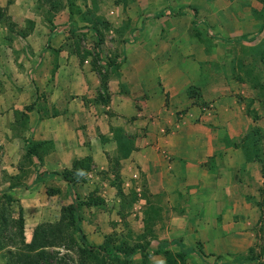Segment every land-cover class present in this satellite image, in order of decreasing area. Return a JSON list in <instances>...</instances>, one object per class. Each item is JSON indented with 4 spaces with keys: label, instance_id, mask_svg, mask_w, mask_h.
Listing matches in <instances>:
<instances>
[{
    "label": "crops",
    "instance_id": "0c3cea01",
    "mask_svg": "<svg viewBox=\"0 0 264 264\" xmlns=\"http://www.w3.org/2000/svg\"><path fill=\"white\" fill-rule=\"evenodd\" d=\"M41 1L49 3L47 0H0V7L9 19L25 16L27 22H32L46 10L39 6ZM123 2L118 10L126 25H131L120 33L126 34V39L133 32L137 34L135 42L121 43L126 60L119 61L117 70H109L107 104L96 102L103 91L101 78L92 65L93 56L82 60L53 34L49 45L51 28L40 43L32 39L39 33L34 28L28 30L26 37L18 34L20 29L13 35L9 23L0 19V141L23 147L17 164L21 169L24 163L22 167L27 171L38 162L37 156L26 155V146L30 143L44 142L49 149L41 164L43 172H62L71 169L77 159H92V170L75 189L82 196L97 190L106 204L85 210L83 230L90 221H96V216L99 219L100 212L108 214L107 225L122 226L117 175L111 169L119 156L122 190L126 193L134 190L139 196L128 208L131 226L137 224L144 230L143 211L148 203L162 211L155 226L159 240L188 237L185 242L191 245L197 239L204 251L213 256L245 251L256 241L258 229L249 226H255L258 219L251 225L237 221L233 229H228L231 226L228 222H232L228 218L220 220L188 212L182 216L181 211H223L235 208L238 202L242 204L243 189L251 187L253 176L261 175L264 180L263 163L256 157L251 158L246 146L253 127H260L264 132V126L249 117L247 122L239 116L236 119L231 115L234 110L230 106L234 105L225 107L226 113L221 115L204 105L214 96L225 95L221 97L230 99L232 95H226V85L219 91L209 88L213 81H220L219 74H225L220 71L215 74L212 67L215 60L210 57V51L205 52L202 41L194 38L179 47L200 50L198 56L193 52L189 57L177 56L166 61L158 57L159 52L173 47L172 41L163 40V32L178 37L195 34L193 27H188L192 33L187 32L188 28L181 33L177 25L168 29L163 25L171 19L168 16L147 26L143 24L144 19L156 18L154 11L148 12L147 0ZM69 7L67 4L47 13L64 9V14L71 19ZM75 23L73 18L71 24ZM171 38L175 41V36ZM241 39L242 36L228 40ZM210 44L208 41L207 46ZM83 48L92 49L85 43ZM115 49H120L117 41ZM217 62L220 60L216 59ZM191 86L200 87L201 98L189 95ZM222 103L215 102L218 106ZM117 128L125 138H114ZM244 130L248 131L242 137ZM121 144L129 151L125 157L120 156ZM138 216L140 219L134 220ZM85 233L90 239L89 232Z\"/></svg>",
    "mask_w": 264,
    "mask_h": 264
},
{
    "label": "rangeland",
    "instance_id": "374dc122",
    "mask_svg": "<svg viewBox=\"0 0 264 264\" xmlns=\"http://www.w3.org/2000/svg\"><path fill=\"white\" fill-rule=\"evenodd\" d=\"M93 1L94 0H55L58 6L61 5V7L64 8L67 4L70 6L69 11L72 12V16L76 20L75 24H71L72 19L69 18L67 13L64 14L63 8L61 12L55 14L47 13L50 9L54 10L53 6L50 3H42L41 1L39 6L46 10H44L42 16L34 17L32 22H27L26 20L28 18L25 16H13L9 19V21H13L16 24L14 26L13 35L16 33V29H24V31L28 32L32 27L39 32L32 39L36 42L39 41L43 43L47 38V29L51 28V35L47 38L49 45L51 44V37L53 34L54 38L60 37L68 49L72 50L69 46H72L74 41L71 39L70 31L71 26L74 25L79 29L78 33L84 35L85 38L83 42L87 46L93 47L95 37H93L91 30L87 28L89 22L85 18V15L89 17V11L95 8ZM95 1H97L98 6V10L95 13L103 15L109 22V29H105L104 31L106 40L104 44L101 45L104 59V54L107 56V60L116 53L118 55V62L126 60V51L121 48V43L124 42V44H127V42H135L134 40H136L137 33L133 32L130 35V39L125 38L126 34L123 35L120 33L122 29H124V31L127 29H125V26L128 27L131 25L130 23L126 25L127 22L124 21L121 11L118 10V7L121 8L125 3L123 0ZM3 4H6V1H3ZM147 4H149L148 12L152 13V11H154L156 18L144 19L143 24H147V26L154 25V21H158V18L163 19V17L168 16L171 19L163 23L168 29L172 25H177L180 27L176 29L180 30L181 33H184L182 30L188 27H193L192 29L195 31V34H181L178 37L176 34L170 35L163 32V40L172 41L171 45L173 47L177 46L178 49L172 47L171 49L167 48L165 52H159L158 57L161 60L166 61L167 59L176 58L177 56L180 58L189 57L193 52L198 56V51L200 50L190 51L179 48L182 46L181 43H187L196 39L197 41L200 40L203 42L206 53H209V51L211 52L210 57L212 60H215L212 65L215 74L219 71L225 74H219L220 81H213L210 83L211 87L209 88L212 91H219L225 89L227 86L228 92L226 95L231 94L232 97L229 99L221 97L225 95L214 96L206 101L207 104L204 102V105L212 111L215 110L216 112H214L219 115L226 113L224 111L225 107L234 105L230 106L234 110L231 112V115H234L236 119L239 116L243 118L244 122H247L249 118L253 121L255 118L252 119L250 116L256 114L258 115L256 121L262 123L264 126V4L259 0H147ZM45 22H48L49 26ZM139 29L140 26L137 25V31ZM192 29L189 30L188 28L187 32L192 33ZM141 30L142 32L144 31L143 28ZM171 36H175V41L172 40L173 37L171 38ZM241 36L242 39L240 41L228 40L232 37L239 38ZM19 39L21 40L20 37ZM116 41L119 43L120 47V49L117 50L115 49ZM208 41L211 43L210 47L207 46ZM219 43H222V46L219 45ZM225 44L227 47H225ZM216 59L220 60V62H217L219 64H216ZM188 93L192 97H202V91L200 87L197 86H191L188 89ZM216 100L223 101L222 105L218 106L215 104ZM231 102L233 104H231ZM248 112L251 113L250 116ZM247 131L248 130H244L242 137ZM251 131H253V129ZM9 142L10 141L2 143L0 141V205L9 213V223L19 216L21 209L23 210L25 217V235L26 240L29 242L32 239L34 228L43 222L57 221L60 218L62 207L70 203L72 199L69 195L67 182L56 173L48 176L42 175L40 179L36 180L37 175L43 173L42 165L38 163L32 168L34 172L32 170L28 171L29 173L25 175V177H22V181L26 183V186L10 188L12 182L11 177L17 173L16 170L20 167V164H17V156L19 152L21 153L23 147ZM21 172L20 169V172L17 174ZM252 181L253 182L250 184L251 187L249 186L248 189L244 187L243 189L242 204L240 205L238 202L235 208L223 211L209 209L202 211H181V214L183 216L184 212H188L191 214H200V216L208 215L209 217H217L220 220L228 218L232 221L228 222L231 224L230 227H226L228 229H233L237 221L242 220L251 225L252 223L255 224V220L258 219L255 226H249V228L256 227L258 229L255 243L251 244L245 251L240 253L247 254L250 248H253L255 253H259L263 246L264 238V235L261 236L260 232V220L262 222L264 221V218L261 219L264 214V180L261 175H258L257 178L253 176ZM237 188L238 190L240 189L239 187ZM257 189L258 191H256ZM7 195H11L14 200L9 201ZM239 195L240 193L237 194V198H239ZM100 213L99 219L96 216V221H90L84 228V230L86 229V231L89 232V241L93 243H101L107 233L114 234L115 231L118 233L125 231V228L119 227L118 225L114 227L107 225L108 214L103 212ZM139 219L138 216V218L134 220ZM247 220L248 222H246ZM97 223L98 225H96ZM131 228L136 232L142 231L140 230L141 227L137 224ZM14 230L15 228L11 227L10 232ZM186 238L188 237H184L182 240L178 239V241L182 243L181 245L184 244L185 247L181 246L179 243L170 246V250L173 255H175L178 262L177 264H236L234 259L236 260L239 258V253H231L229 256H213L207 251H204L206 255H202L200 254V249L203 248L201 241L195 239L196 242H191L192 244L188 245L187 242H185V240H187ZM156 244L157 243H154V245ZM183 248L188 252L183 253ZM60 251L61 254L68 255L67 262L74 263V260L77 258L74 251L65 247L60 248ZM139 256L140 255H138V257ZM151 259L155 264H163L165 261L162 255H154ZM256 263L259 264V262ZM2 264H6L5 260Z\"/></svg>",
    "mask_w": 264,
    "mask_h": 264
},
{
    "label": "trees",
    "instance_id": "16d2710c",
    "mask_svg": "<svg viewBox=\"0 0 264 264\" xmlns=\"http://www.w3.org/2000/svg\"><path fill=\"white\" fill-rule=\"evenodd\" d=\"M264 4V0H259ZM53 9L58 11L61 5H57L55 0H47ZM95 8L89 11V17L85 15V18L89 22L87 28L93 33L95 37V43L92 49L83 48L84 35L78 33V28L74 25L71 26V39L74 43L72 46V52H77L81 59L84 60L87 56L93 55L92 65L98 72L101 78V90L103 93L98 94L96 102H103L107 104L110 101V94L108 92V80L109 70L119 68L118 55L104 59L101 45L106 40L105 29H109L108 20L100 14L95 13L98 10L97 2H94ZM0 7V19L3 22H8L11 30H14L16 25L13 21H9L8 16L2 11ZM71 19L72 16L71 12ZM23 37H26L28 33L20 30L18 32ZM87 36V35H86ZM253 118L258 117L256 114H252ZM258 119V118H257ZM114 138L121 140L125 138L123 132L119 128L115 129ZM246 141L248 147V153L251 158L256 157L263 163V176H264V132L260 127H253V131L249 134ZM120 156H127L129 151L125 146L120 145ZM49 149L45 147L44 142L30 143L26 146L27 156H37L38 164L41 165L44 162V155L47 154ZM119 156L116 158V163L113 164L112 170L117 175L116 184L118 186V196L121 199V209H119V215L121 218V227L125 228V231L117 232L114 234H106L104 240L101 243H93L88 239L87 234L83 230L81 224L84 217V212L87 208L94 206H103L106 204V199L98 193L97 190L90 192L87 196H82L77 192L75 187L78 183L85 181L88 172L92 170V159L81 158L74 161L71 169H66L56 174L60 176L64 181L69 184V195L71 202L64 205L61 209L60 218L55 222H43L38 224L33 231L31 241L26 240L25 235V217L23 210L19 212V216L11 223H9V213L4 207L0 205V254L5 260L6 264H155L151 257L154 255H162L165 258L163 264H177L175 255L170 250V246L179 243L178 240L157 241L158 236L156 234L155 226L159 218H161V209L148 204L145 206L144 213V230L141 232L134 231L128 220L129 210L131 206L139 199L136 191L126 193L123 191L122 180L119 172ZM21 173L11 177L12 182L10 188L26 186V183L22 181V177H25L29 172L26 168L22 167ZM53 173L43 172L37 175L36 180L43 176H48ZM59 190V189H58ZM57 190V191H58ZM52 191V190H51ZM9 201H13L14 198L11 195H7ZM264 218V214L262 218ZM260 232L261 236L264 235V221L260 220ZM11 227L15 228L13 232H10ZM124 230V229H123ZM10 232V233H9ZM157 241V242H153ZM154 243H157L154 245ZM184 246L185 245H181ZM67 248L76 253L77 258L74 263L67 262L68 255L61 254L60 248ZM183 253L188 251L183 248ZM200 254L206 255L204 249H200ZM249 253H239L234 262L237 263H251L259 262L264 264V238L263 246L259 253H255L253 248L248 250ZM138 255H140L138 257ZM263 260V261H261ZM225 264V263H222Z\"/></svg>",
    "mask_w": 264,
    "mask_h": 264
}]
</instances>
